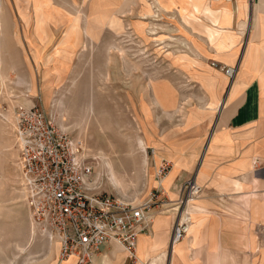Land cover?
Masks as SVG:
<instances>
[{"label":"rangeland","instance_id":"obj_1","mask_svg":"<svg viewBox=\"0 0 264 264\" xmlns=\"http://www.w3.org/2000/svg\"><path fill=\"white\" fill-rule=\"evenodd\" d=\"M13 1L22 27L14 25L11 38L15 44L9 43L7 50H0L3 60L0 59L3 78V81L0 79V264L57 263L56 247L51 250V255L48 254L49 244L57 246L56 241H47L34 227L36 225L32 223L30 210L24 202L19 150L14 126L8 122L12 112L16 113L20 107L35 106L44 111L56 127L81 143L84 157L93 164L94 180L101 183L98 190L101 194L120 198L132 205L148 203L151 213L173 216L172 227L184 209L192 219L191 211L186 207L189 200L200 197L201 191L190 196L189 190H182L181 187L177 198L170 201L151 186L156 185L155 171L163 161H168L160 162L156 149L161 146V141L164 142L168 162L172 161L173 171L169 174L170 168L161 177L169 174L167 181L174 176L176 167L183 165L180 160L184 152L185 130L199 123L204 115L206 119L214 114L207 113V104L214 100L216 81L225 80L211 67L221 70L229 66L221 67L215 61H209L207 66L197 55L194 57L190 47L192 45L198 53L206 54L202 50L203 37L211 48V56L225 59L212 47L214 33L205 28L204 37L185 26L189 24L194 28L199 25L203 21L202 16L197 15L192 7L201 10L209 7L212 10L209 2L170 0L167 1L169 10H164L154 0H122V3L120 0H61L60 4L47 0L63 10L52 7L46 14L38 8L35 10L37 0H32L39 21L47 18L56 25L46 23L43 29L40 28L41 32L35 25L36 16L32 8L27 9V2ZM20 2L26 5L22 14ZM0 10L2 47L9 37L5 24L10 20L2 7ZM92 14L115 17L121 27L113 29L109 24L101 27L90 18ZM206 17L210 19L209 15L204 16L205 20ZM12 23L15 24L13 19ZM17 30L22 31L23 40ZM221 54L227 55L226 51ZM233 67L236 71V66ZM165 78L172 81L178 93ZM165 87H169V93ZM153 107H160L161 112ZM166 118H174L173 133L181 135L174 140L165 139L167 136L164 135L160 140L154 139L156 121L169 122ZM137 139L143 143V151L138 148ZM143 157L146 158V167L142 166ZM105 162H109L113 173ZM192 180L190 178L186 182ZM167 187L168 184L165 187L162 185L164 189ZM159 219L168 224L171 221V218L153 215V237L157 233L155 228ZM166 232L158 233L166 236ZM186 236L173 248L168 247L166 237L167 257L164 264L173 263L172 249L182 242L186 244ZM258 237L263 238L262 235ZM196 247L188 248L185 263L180 260L177 263L200 264L201 252L195 251ZM184 250L187 251L186 246ZM252 250L251 256L243 258L242 264H264V247L255 243ZM218 251L223 252L219 263L215 258H208L205 264L235 263L225 249L218 246ZM147 263L151 264L150 261Z\"/></svg>","mask_w":264,"mask_h":264},{"label":"crops","instance_id":"obj_2","mask_svg":"<svg viewBox=\"0 0 264 264\" xmlns=\"http://www.w3.org/2000/svg\"><path fill=\"white\" fill-rule=\"evenodd\" d=\"M52 1L56 4L61 3V0ZM23 2H27L28 11L32 8L35 13L32 0H23ZM208 2L216 12L215 15L210 19L206 18L208 21L199 15L203 19L199 25L194 28L189 24L185 26L196 30L204 37L205 28L209 33L212 31L215 35L212 47L225 59L211 56V48L203 37L202 50L207 53L200 54L190 45L194 57L197 55L207 66L209 61H215L221 67L236 66V71L233 79L229 80L219 68L211 67L220 74V78H225L216 81L214 88L216 87L217 91L214 100L207 104L209 110L207 113L214 114L206 119L204 115L199 123L185 130L184 152L180 160L183 165L176 167L174 176L165 181L163 187L168 184L167 189L160 185H152L151 189L161 191L173 201L183 184L193 178L199 185L201 194L198 203L194 201L190 207L187 206L193 219L185 239L188 246H197L194 250L201 252L200 264H205L208 258H215L216 263H219V256L223 252L218 251V246L235 259L233 264H242L243 258L251 256L250 250L255 243L259 247H264V0H207ZM20 3V14H22L26 5ZM53 3L37 0L38 10H43L46 14L52 7L63 10ZM0 7L5 10V15L10 20L5 24L9 37L0 47L3 51L8 49L9 43L15 44L11 38L14 25L22 27V24L13 0H0ZM1 12L2 10L0 14ZM35 16L36 27L37 23L41 22L38 26L41 32L40 28L43 29L46 23L54 25L47 21V18L39 21L37 12ZM193 16L198 18L197 15ZM12 19L15 24L12 23ZM17 31L23 40L22 31ZM0 39L2 40L1 34ZM16 47L20 48L17 45ZM224 51L227 55L221 54ZM22 60L25 61L24 58ZM29 60L32 61L30 56ZM165 80L176 90L169 78ZM219 81L220 85H218ZM165 89L169 93V87ZM199 91L208 99L202 90ZM153 109L161 112L160 107ZM172 120L162 123L156 121L157 134L154 139L160 140L162 135L167 136L165 139L169 140H174L176 136L179 138L181 134L173 133L175 124ZM172 124L174 127L171 128ZM156 150L160 155V162L170 161L164 151V142L161 141V146ZM153 166H156L154 162ZM154 215L171 218V221L168 224L159 219L157 229L155 228V232L157 231L155 237L150 235L153 233L152 227L149 235H140L142 237L138 239L137 251L139 258L144 262H149L151 258L165 252L166 237L170 247L173 216ZM166 230V236L158 233ZM258 235L263 236L262 240ZM55 247L57 256L58 243ZM56 262L58 264V260ZM67 262L75 264V259L60 264ZM105 263L132 264L125 252L114 244L100 248L91 261V264Z\"/></svg>","mask_w":264,"mask_h":264},{"label":"built area","instance_id":"obj_3","mask_svg":"<svg viewBox=\"0 0 264 264\" xmlns=\"http://www.w3.org/2000/svg\"><path fill=\"white\" fill-rule=\"evenodd\" d=\"M221 71L232 80L235 67H223ZM14 137L24 202L41 234L49 240L58 239V259L72 256L75 264H91L100 248L114 244L121 247L132 264H137V238L150 232L156 214L151 213L150 205L134 206L98 192L101 183L94 180L93 164L82 156L81 143L73 141L37 107L16 111ZM170 168L171 163L163 161L156 178L165 176ZM183 188L189 190L190 196L201 191L194 180ZM186 232L187 222L178 216L170 246L182 240Z\"/></svg>","mask_w":264,"mask_h":264},{"label":"bare ground","instance_id":"obj_4","mask_svg":"<svg viewBox=\"0 0 264 264\" xmlns=\"http://www.w3.org/2000/svg\"><path fill=\"white\" fill-rule=\"evenodd\" d=\"M149 1V0H148ZM151 1H153V0H151ZM157 4H158V7L159 8H161V9H164V10H169V7H170V5L168 4V2L167 1H170V0H166V1H163V0H154ZM153 1V2H154ZM127 2V1H126ZM191 2H192V0H191ZM120 3H122V0H120ZM128 3V2H127ZM151 3V2H150ZM155 3V4H156ZM124 5V4H123ZM129 5H131V4H129ZM153 6V5H152ZM126 7V6H125ZM125 7H123V9H125ZM129 7V6H128ZM127 7V8H128ZM158 7H156V8H158ZM38 7H37V5H35V10L37 9ZM121 8V7H120ZM132 8V7H131ZM153 8V7H152ZM212 9V8H211ZM126 10V9H125ZM160 10V9H159ZM193 10L194 11H196V14L197 15H202L203 17L204 16H210V17H213L214 15H215V11H213V9L212 10H210V8L209 7H205V8H203V10H201V9H199L198 7H194L193 8ZM203 11V12H202ZM123 12V11H122ZM120 13V12H119ZM126 13V12H125ZM121 14V13H120ZM209 17V18H210ZM92 20H94L98 25H100L101 27H103L104 25H106V24H109V26L111 27V28H113V29H115V28H118V27H121V23H120V21L117 19V18H115V17H108V16H106V15H104V14H92L91 15V17H90ZM207 19H208V17H206ZM215 19V18H214ZM213 19V20H214ZM215 21V20H214ZM38 22V21H37ZM108 22V23H107ZM39 25H41V22L40 23H37V26H39ZM112 46V45H111ZM116 49H117V47H115ZM111 49H112V47H111ZM114 49V48H113ZM120 49V48H119ZM119 49H118V51H119ZM117 51V52H118ZM116 52V53H117ZM121 53H123V51H122V49H121V51H120ZM119 53V52H118ZM119 55H121V54H119ZM122 56V55H121ZM0 79L3 81V78H2V76H1V74H0ZM0 80V81H1ZM75 85V84H74ZM72 86H73V84H72ZM20 108H22V107H20ZM25 108V107H24ZM29 108V107H28ZM12 114L13 115H11V117H10V120L8 121L9 122V124L13 127L14 125H13V117L15 116V112L13 111L12 112ZM5 119V118H4ZM187 122H189V119L187 120ZM14 132V131H13ZM138 140V139H137ZM140 140V139H139ZM138 140V142H137V144H138V148L141 150V151H143L144 150V146H143V143L141 142V141H139ZM74 141V140H73ZM81 147H82V145H81ZM82 149H83V147H82ZM84 151V150H83ZM131 151H132V149H131ZM145 153V152H144ZM82 156L84 157V154H83V152H82ZM144 156V155H143ZM146 156V155H145ZM146 158H144L143 157V159H142V166H144V167H146L147 166V162H146V160H145ZM105 165L109 168V170H110V173H113L112 172V170L110 169V164H109V162H105ZM173 171V169L169 172V174L171 173ZM156 171H155V173H154V176H156ZM168 174V175H169ZM168 175L166 176V177H164V178H160V179H158L157 180V178L155 177V181H156V185H160V187H162V185H163V183L165 182V180H166V178L168 177ZM114 184H116V183H114ZM194 185L196 186V187H199V185H197L195 182H194ZM22 188V190H23V195H24V197H25V191H24V189H23V187H21ZM201 190V189H200ZM197 195V194H196ZM194 196V195H193ZM198 198H199V196L198 197H196V199H194V198H192L191 200H189L188 201V204H189V207H190V205H191V203L192 202H194V201H196V200H198ZM187 204V205H188ZM140 205V204H139ZM134 206H137V205H134ZM187 208V207H186ZM180 215V217H182L181 219H182V222L183 221H186L187 222V232L189 231V228H190V225H191V218H190V215H189V213L187 212V210L186 209H184V211L182 212V213H180L179 214ZM30 217H31V220L33 221V219H32V216H31V214H30ZM32 223H34V222H32ZM34 225H35V223H34ZM34 227H36V228H38L37 226H34ZM187 232H186V234H187ZM40 233H41V231H40ZM32 235V234H31ZM147 235H149V234H147ZM151 235V234H150ZM42 236L43 237H45L43 234H42ZM143 236V235H142ZM142 236H138V238H137V242H138V239L140 238V237H142ZM186 236V235H185ZM184 236V237H185ZM183 237V238H184ZM46 238V237H45ZM47 239V241H49V242H54V241H57V242H54V243H56V245H57V243H58V245H59V241H58V239L56 238V237H53V239L52 240H49L48 238H46ZM184 240V239H183ZM179 243V242H178ZM175 244H177V243H175ZM185 246L187 247V251H185L184 250V248H185ZM190 246V245H189ZM189 246H188V242H186V244H184V242H182V243H180V244H178L176 247H174V250L172 251V253H173V255H174V260H173V263L172 264H178L177 263V261H182V262H186V253L188 252V248H189ZM55 246L53 245V243H50L49 244V246H48V254L49 255H51V250L54 248ZM121 248V247H120ZM173 248V247H172ZM58 251H59V249H58ZM59 253V252H58ZM58 253H57V260H58V264H60V263H62V262H65V261H67L68 259H70L71 257H69L67 260H59L58 258ZM135 255H136V257H137V259H138V263L137 264H150V263H147V262H144L142 259H140L139 258V256H138V251H137V243H136V247H135ZM166 257H167V252H161L159 255H157L156 257H153V258H151L149 261L151 262V264H164L165 263V260H166ZM106 264V263H105Z\"/></svg>","mask_w":264,"mask_h":264}]
</instances>
